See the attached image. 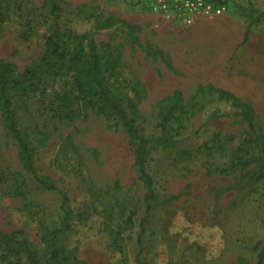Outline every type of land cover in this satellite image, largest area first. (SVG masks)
Here are the masks:
<instances>
[{"label":"rangeland","instance_id":"obj_1","mask_svg":"<svg viewBox=\"0 0 264 264\" xmlns=\"http://www.w3.org/2000/svg\"><path fill=\"white\" fill-rule=\"evenodd\" d=\"M62 1L61 26L120 52L111 91L133 99L140 133L165 143L154 144L147 158L156 203L137 245L145 190L125 134L114 121L76 102L69 78L45 75L39 91L13 98L19 125L34 148V175L21 171L15 144L0 123V234L26 241L38 264H48L42 237L61 218L60 195L37 184L48 179L67 196L74 215H88L84 222L72 221L62 244L86 264H257L264 248V151L252 150L261 164L242 169L234 163L244 154L242 139L264 134V21L258 19L264 0H230L225 15L191 26L105 0ZM42 3L0 0L8 15L0 24V59L17 74L44 53L48 11ZM82 5L116 18L117 25L95 32L92 20L73 12ZM25 22L31 34L22 40ZM133 80L142 85L139 99L128 91ZM206 84L251 104L252 129L216 102L184 121L183 130L176 123L160 126L165 97L180 91L189 101ZM214 139L224 143L222 150ZM130 214L134 222L128 226ZM107 228L122 232L121 252L108 245ZM4 245L0 239V255ZM18 261L28 264L24 254Z\"/></svg>","mask_w":264,"mask_h":264},{"label":"trees","instance_id":"obj_2","mask_svg":"<svg viewBox=\"0 0 264 264\" xmlns=\"http://www.w3.org/2000/svg\"><path fill=\"white\" fill-rule=\"evenodd\" d=\"M62 0H43L42 7L47 9V32L44 42V53L42 57L21 74H17L14 66L0 59V123L5 134L13 141L17 151L18 165L25 174L34 175V148L29 143L28 137L22 131L16 112L13 107L15 95L21 97L40 90L39 85L42 77L48 75L50 78L67 77L70 80L71 93L75 94L76 102L85 108L114 121L123 131L133 155V166L136 169L137 179L143 186V216L139 221V235L137 245L140 244L141 234L148 221L150 211L156 203L154 181L147 169V158L149 150L155 145H165L162 139L145 137L135 125L134 118L138 116L136 104L128 94H116L111 91L109 79L117 76V68L121 59L120 52L112 51L107 43L96 44L90 34L77 35L68 28L60 25L59 19L62 12ZM77 18L92 20L95 32L114 28L118 20L112 16H104L98 9L82 5L73 11ZM8 19V15L0 7V24ZM258 19L264 21V13L258 14ZM21 31L22 40L30 36L29 22L23 25ZM247 29L245 40L247 39ZM107 75V76H106ZM128 91L135 99H139L142 85L133 80L128 83ZM68 96L71 94H67ZM219 103L227 105L236 112V115L251 129L256 119V112L251 104L243 101L233 93L206 84L199 85L189 101L184 99L182 92L174 91L165 97L159 104V124L162 128L176 123L179 130H183V123L187 119L195 117L197 112L204 109L205 104ZM197 110L195 111V109ZM134 117V118H133ZM255 135V136H254ZM217 139V138H216ZM216 148L222 150L224 143L216 140ZM243 141L244 154L237 158L234 167L249 168L262 163L260 156L252 153L253 148L259 146L264 151V134L247 135ZM181 155L188 156L189 152L183 151ZM263 178V176H262ZM37 184L46 191H56L60 195L61 218L58 227L47 229L42 237L49 252L48 264H86L77 255L63 246L65 235L70 231L73 220L84 222L88 219L85 212L74 215L68 207V199L56 185L48 179H38ZM133 215H129L125 224H133ZM110 236L108 245L111 249L120 251L122 249V232L107 228ZM4 241V251L0 260L4 264H20L19 256L24 254L28 264H38L36 253L26 241H11L0 234ZM14 257L16 261L9 258ZM123 264H126L125 262ZM137 264H144L138 261ZM257 264H264V248L258 252Z\"/></svg>","mask_w":264,"mask_h":264},{"label":"built area","instance_id":"obj_3","mask_svg":"<svg viewBox=\"0 0 264 264\" xmlns=\"http://www.w3.org/2000/svg\"><path fill=\"white\" fill-rule=\"evenodd\" d=\"M110 4L124 5L139 14L156 16L162 20L191 26L203 18L225 15L230 0H105Z\"/></svg>","mask_w":264,"mask_h":264}]
</instances>
